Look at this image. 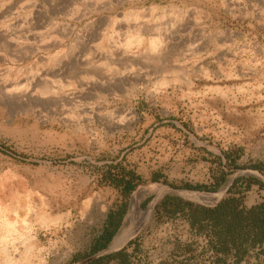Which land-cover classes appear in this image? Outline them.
I'll return each mask as SVG.
<instances>
[{
  "label": "rangeland",
  "instance_id": "1",
  "mask_svg": "<svg viewBox=\"0 0 264 264\" xmlns=\"http://www.w3.org/2000/svg\"><path fill=\"white\" fill-rule=\"evenodd\" d=\"M169 188L264 202V0H0V264H80L139 191L129 264L147 244L204 264Z\"/></svg>",
  "mask_w": 264,
  "mask_h": 264
},
{
  "label": "trees",
  "instance_id": "2",
  "mask_svg": "<svg viewBox=\"0 0 264 264\" xmlns=\"http://www.w3.org/2000/svg\"><path fill=\"white\" fill-rule=\"evenodd\" d=\"M126 181L125 175L114 180V186L126 195L133 189V179ZM154 181L157 177L153 178ZM189 190H201L202 186L191 187L186 186ZM152 203L149 210L153 207ZM164 211L169 216H183L191 231L196 234H201L205 229L206 243L203 248V253L214 258L213 264H227L225 257L233 259L232 264H240L245 257L251 252L264 247V202L258 205L246 208L243 205L241 198L227 197L221 200L213 207H206L192 202H187L179 197H166L162 200ZM125 206H122V212ZM120 222V216L112 225L104 232L101 237L95 240V244L91 250V255L96 254L110 244L114 230ZM183 250L191 254V259L194 258L193 244H187ZM111 260H118L119 264H129V257L124 253V250L95 260L88 264H103Z\"/></svg>",
  "mask_w": 264,
  "mask_h": 264
},
{
  "label": "crops",
  "instance_id": "3",
  "mask_svg": "<svg viewBox=\"0 0 264 264\" xmlns=\"http://www.w3.org/2000/svg\"><path fill=\"white\" fill-rule=\"evenodd\" d=\"M252 206H254V205H252L251 203L249 204V205H246V207L247 208H250V207H252ZM112 225V221H110V220H108V222H105L104 223V226H103V228H102V231H101V233H100V235H99V237H101L103 234H104V232L106 231V230H108V228L110 227ZM135 226H136V220H135V225H134V229H133V232H134V230H135ZM133 234V233H132ZM113 238H114V236H113ZM113 238H112V240H111V242L113 241ZM111 242H110V244H111ZM130 242V241H129ZM128 242V244L130 245V243ZM180 243V242H179ZM109 244V245H110ZM109 245H108V247H109ZM134 246H132V244L130 245L131 247H133V251H134V249H135V251H137L136 249L138 248V251H139V245H136V244H133ZM181 245V253H180V257H182V260H180V261H178V259H176V258H173L174 260H170V264H192L193 262L194 263H197V261L195 262V260L196 259H194V258H190L191 257V254H189V253H187L185 250H183V248H184V246H186L187 244H180ZM108 247H106V248H108ZM121 247V246H120ZM135 247V248H134ZM149 247L150 246H148V244L146 245V250H147V252L146 251H142L143 252V254L142 255H140V256H138V259H140V262H139V264H162L163 262H166V261H168L164 256H166L168 253H167V251H168V248H166V246H163V245H161V244H157V245H155L154 246V250H152V249H150L149 251H148V249H149ZM105 248V249H106ZM203 248H205V245L204 246H201V247H199L198 248V250H199V252H200V258H201V260L202 261H200V263H202V262H204V264H210L209 262H205L206 260H204L202 257H204L205 259H207V261H209L208 260V257H209V253L208 254H201V253H203ZM117 249V248H116ZM104 250V249H103ZM196 250V249H195ZM173 253V251H171V253L170 254H172ZM165 258V259H164ZM211 264H213V263H211Z\"/></svg>",
  "mask_w": 264,
  "mask_h": 264
},
{
  "label": "water",
  "instance_id": "4",
  "mask_svg": "<svg viewBox=\"0 0 264 264\" xmlns=\"http://www.w3.org/2000/svg\"><path fill=\"white\" fill-rule=\"evenodd\" d=\"M253 174L258 175L257 173H253ZM225 192H226V190H223V191L219 192L218 194L220 196H222L225 194ZM187 194H190L189 191L169 188L159 197L158 202H161L166 195H174L177 197H181V196H184ZM138 234H139V230L134 232L120 248L114 250V249H111V247H108V248L94 254L93 256H90L89 258L84 259L80 264H88V263L93 262L95 260L102 259L104 257L110 256L116 252L121 251L128 244V242L131 241L132 239H134Z\"/></svg>",
  "mask_w": 264,
  "mask_h": 264
},
{
  "label": "bare ground",
  "instance_id": "5",
  "mask_svg": "<svg viewBox=\"0 0 264 264\" xmlns=\"http://www.w3.org/2000/svg\"><path fill=\"white\" fill-rule=\"evenodd\" d=\"M154 44L155 43H152V45H154ZM140 192L141 191H139L135 195V198L133 199L132 206L130 208V212L128 213V218H127L126 224L124 225L123 230L114 239V241H113V243L111 245V249L116 250V248L117 249L120 248V246H122L124 244L126 238L129 236V234H130V232L132 230L134 216L135 215L137 216V214H138V211H137V197L139 196ZM190 197L199 198L200 196H190ZM135 220H137V217H136Z\"/></svg>",
  "mask_w": 264,
  "mask_h": 264
},
{
  "label": "clouds",
  "instance_id": "6",
  "mask_svg": "<svg viewBox=\"0 0 264 264\" xmlns=\"http://www.w3.org/2000/svg\"><path fill=\"white\" fill-rule=\"evenodd\" d=\"M129 43H131V41H129ZM155 50V49H154Z\"/></svg>",
  "mask_w": 264,
  "mask_h": 264
}]
</instances>
